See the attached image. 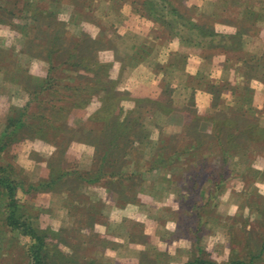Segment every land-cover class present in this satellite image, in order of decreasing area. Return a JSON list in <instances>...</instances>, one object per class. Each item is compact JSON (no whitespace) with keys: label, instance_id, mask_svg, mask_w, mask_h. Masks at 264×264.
<instances>
[{"label":"rangeland","instance_id":"rangeland-1","mask_svg":"<svg viewBox=\"0 0 264 264\" xmlns=\"http://www.w3.org/2000/svg\"><path fill=\"white\" fill-rule=\"evenodd\" d=\"M145 1L155 2L156 11ZM209 24L213 28L205 32ZM257 24H264V0H0V166L19 182V217L48 231L52 264H186L200 256L225 264L235 245L244 261L259 253L264 134L252 141L247 127L251 121L264 127V89L256 110L240 86L231 103L222 100L230 92L226 84L211 88L208 76L224 74L219 67L225 55L241 42L260 51L264 27L259 37L234 35L240 25L249 35ZM72 42L77 53L89 49L111 66L97 77L79 72L68 56ZM200 53L203 66L193 61ZM51 65L61 72L59 88L31 94L47 85ZM77 83L89 85L91 98L73 108L66 86ZM107 85L114 95L129 91L120 100L121 117L132 110L130 120L139 122L125 126L134 140L121 138L117 148L108 147L103 131ZM201 90L215 93L218 106L204 101ZM23 110L26 127L13 132L10 117ZM196 116L198 129L195 124L187 136V122ZM229 118L239 134L222 153L206 133ZM171 135L173 149L185 145L188 151L170 156L172 165L151 168L161 139ZM6 140L12 142L4 146ZM202 165L213 174L201 173ZM8 200L0 186V264H31L30 236L8 225ZM201 204L203 215L197 216L192 210ZM106 220L103 235L97 223ZM255 264H264V253Z\"/></svg>","mask_w":264,"mask_h":264},{"label":"trees","instance_id":"trees-1","mask_svg":"<svg viewBox=\"0 0 264 264\" xmlns=\"http://www.w3.org/2000/svg\"><path fill=\"white\" fill-rule=\"evenodd\" d=\"M143 3H144L146 8H150L151 10L156 11V7H155L156 3L155 2L151 3L150 1H148V2L145 1ZM172 11L175 12L176 9L172 8ZM226 12H227V10H226ZM150 13H151V11H150ZM224 15H227V14L225 13ZM50 16L51 15H48V17H50ZM212 16H214V15H212ZM208 19L211 20L213 18L208 17L207 20ZM226 19L228 21H230L228 18L222 16V20L225 21ZM210 26H211V24L204 26L205 32H210V29L213 28L212 26L211 27ZM37 27H38V25L36 26V28ZM240 28H242L241 25L238 26V28H237L238 32L242 31ZM55 29L60 31L57 26ZM244 30L245 29H243V31ZM63 41H65V43L67 44L66 40H63ZM82 41H84V40L79 39L77 43L79 45H81ZM73 43L74 42H72V47H67L68 48V56H69V58L71 57V60L74 59L72 62L74 66L80 67L79 72H81V73L86 72L89 75L92 73L93 75L96 76V75H101L104 68H109L111 66V64L109 62H102V61L98 60L96 54H94L95 52H93V54H91V51L89 49L83 50V48L80 47V52L77 53L76 49H79V47H78L79 45H75ZM85 43L86 42H84V44ZM56 45H57V47H56L57 50L62 48V46L60 44H56ZM84 47H86V45ZM51 51H53V50L49 49L50 53L48 54V57H47L49 63L53 62V58L51 56ZM70 65H72V64H70ZM48 73H49L48 76L46 77V79H44V82H46L47 85H37L36 87L33 88V90L31 89L32 90L31 94L33 93V95H34L33 91H36L35 96L38 95L40 92H42L44 90V88L46 89L48 85H51L49 89H51L52 86L54 87V85L58 86V88H59V85L56 84V81H55V78L57 76H58L57 79H60L59 74L61 72L58 71V65H51ZM107 86H108L107 87V89H108L107 93H110V94H106L109 99L107 98L108 101L103 103V109H104V111H106V115H107L106 117L108 118V120L106 121V119H105L106 117L104 118L105 119L104 120L105 126L103 128V131L105 132L106 136L109 137L108 138V141H109L108 147H110V145L112 146V144H113L115 146V148H117L118 147L117 145H119V141L121 138L123 139V141L125 139L126 141H129V142H131V140H134V137H135L134 134L135 133L130 134L129 130H126V127L129 124H130V126H133V125H135L134 123H139V122H137L133 119L130 120V113H132V110H126L125 116L121 117V113L123 112L124 109H123V106L120 104V100L124 97L126 98V96L129 95V91L124 89L123 92L120 93L121 95L120 94L114 95V91L112 90V85H107ZM87 88H89V85H85V84L79 85L78 83L75 85L66 86V89L69 90L68 95L70 97V98L68 97L67 100L64 98V100H66L67 103H69L67 106H71L74 108L75 106L80 105V107H81V105L88 103L89 99L91 98L90 97L91 94L86 93L85 90ZM51 92L52 91H49V94L53 95L54 92H52V93ZM61 100H62V98H61ZM102 100H106V99L102 98ZM67 106H65V105L63 106V105L58 104V107L60 109L67 108ZM24 116H25V110L16 112L15 115H13L14 118L10 117V122L12 125V131L13 132H18V131L24 130V128L26 127L25 122L23 121ZM234 122H235V120H233L232 118L221 120L213 126L212 130L209 133H206V136L209 137V140L210 139L211 140L216 139L218 142L217 144L222 145V153L224 152L223 147L231 148L230 144L233 145V141L236 139L237 135L239 134V133L234 134V131H233V129H234L233 123ZM195 124H197L196 128L198 129L197 116L195 119L187 122V127H186L187 129L184 130L185 132L187 131V136L192 133V130H194V128H195ZM247 128L251 129V130L247 131V134L249 135V137H251L252 141H253V139H256V135L258 137H260V135L264 134V127H259L258 124H256L254 121H251L250 126ZM203 132H205V131H203ZM11 134H12V132H10L8 134H4L3 135L4 137H2V138L6 139L7 137L11 136ZM199 135H201V133ZM23 136H24V134H22V136H20V138ZM175 136L174 135L173 136L172 135L166 136L165 138L161 139V141H160L161 145H159L157 147L156 151L154 152V156H152V158L149 160V164H151V168L152 167L153 168L159 167L162 165H170V164L172 165V164H174V161L169 160L170 156L177 157L180 154H182L184 151H188L189 148L186 147L185 145L182 146L180 149H175V148L173 149L174 144L171 142H173V138ZM143 137L145 139V137H146L145 133H143ZM126 141L123 143H126ZM5 142L6 143L4 144V146L7 143L10 144L12 141L6 140ZM95 146L97 148L100 147V146H97V144ZM169 150H171V151L169 152ZM168 153H171V154H168ZM199 168H201L199 171H201V173H203V174H213L212 172L207 170L204 165H202ZM7 171L8 170L6 169V167L0 166V186L7 188V193H8V198H9L8 202L5 203L6 204L5 206H7V214H8L7 215V221L9 223L8 225H10L13 229L19 228L21 226L23 231H24V234L30 236L31 244L29 246V251L32 255L31 264H52L49 261L50 248L46 243V238L48 237V233H47L48 231L34 225L33 222L31 220H27L26 217H23V216L19 217L21 210L18 209L19 206L15 200V191H16V187L18 186L19 182H15V180L12 179L11 176H8ZM212 171H215V170L213 169ZM196 192L190 194V196H191L190 202H192V203L197 202V199L195 198L197 196ZM200 207H202V204L199 205L197 208H195V210H192L193 212H195V215H197V216L201 215V214L203 215V213L200 210ZM18 213H19V215H18ZM21 217H23V218H21ZM235 246L238 248L237 245H235ZM236 247H234L233 251L231 252L232 258L225 264H255L256 257H259L260 255H263V253H264V242H262V244L258 247L259 253L249 255L247 258V261L246 260L244 261L241 258H239ZM199 251H201V248H199ZM202 254H204V253H202ZM186 264H216V263L210 259L204 258V256H200L199 258H195V259L193 258V259L187 261Z\"/></svg>","mask_w":264,"mask_h":264},{"label":"crops","instance_id":"crops-1","mask_svg":"<svg viewBox=\"0 0 264 264\" xmlns=\"http://www.w3.org/2000/svg\"><path fill=\"white\" fill-rule=\"evenodd\" d=\"M244 14H245L244 18H246L247 14L246 13ZM257 25H258V29H256V31L254 32H251V34L249 35L246 30L243 31V29L245 28H240L242 30V31H239L240 33L238 32V29L234 30L235 31L234 35L238 34L240 35V38L241 36L259 37V32L261 31L262 27H264V24H257ZM229 43H230L229 46L230 48L232 47V49L234 45L237 46V44H234L233 40H231V42ZM243 44L244 43L241 42V44L236 47L235 49L236 51H234L233 54L229 53L225 55L224 61L219 67L220 71L224 70V74L222 76H220V73L216 75L215 72H213L211 75H208L210 77V82H211L210 85L212 84L211 88H213L214 86L220 87L219 83L221 82L225 83L227 90H229L230 92L228 93V95H224L221 99L224 101L226 100L228 103H231L233 99L237 97L236 88L240 86L243 90H246L250 98L252 97L251 101L253 102V105L255 103L253 107L256 110H260L262 105L261 104L259 105L258 102L256 104V100H258V98H261V95H262L261 89H264V60L262 61L263 56H264V53H263L264 46H259L261 52L259 51V48L255 49L254 47H252L254 50L249 51L248 50L249 48L248 49L244 48L245 44L244 45ZM215 55L221 56L218 53H216ZM204 56L205 55L200 53L197 55L196 58H193L194 59L193 61L195 62L197 60V63L203 66L204 64H206V59H204L205 58ZM207 58H208V62L210 66L215 64L213 59H211V57H207ZM215 58L216 57H214V59ZM213 69L216 71V68H213ZM231 87L235 88L233 92L231 90ZM219 89H221V87ZM200 92L203 94L204 101H207V103L208 101H210V104L212 103L214 104V106H218L217 102L219 99H217V96L215 97L216 95L215 93L209 92L207 90L206 91L201 90ZM253 99L255 100L253 101ZM107 222L108 221L106 220L105 222L102 221V222L97 223V224H102L103 235L105 234L104 229L107 225ZM138 253H143V252L139 250Z\"/></svg>","mask_w":264,"mask_h":264}]
</instances>
